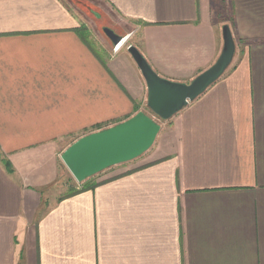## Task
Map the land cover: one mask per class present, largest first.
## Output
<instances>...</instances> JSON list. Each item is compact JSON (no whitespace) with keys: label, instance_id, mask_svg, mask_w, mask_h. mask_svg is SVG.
Returning <instances> with one entry per match:
<instances>
[{"label":"crops","instance_id":"obj_1","mask_svg":"<svg viewBox=\"0 0 264 264\" xmlns=\"http://www.w3.org/2000/svg\"><path fill=\"white\" fill-rule=\"evenodd\" d=\"M100 1L165 80L212 67L224 26L232 64L163 143L64 194L63 154L144 112L147 85L61 0H0V264H264V0Z\"/></svg>","mask_w":264,"mask_h":264},{"label":"water","instance_id":"obj_2","mask_svg":"<svg viewBox=\"0 0 264 264\" xmlns=\"http://www.w3.org/2000/svg\"><path fill=\"white\" fill-rule=\"evenodd\" d=\"M85 8L98 22L110 45L115 50L122 47L129 35L122 34L100 11L86 5ZM222 35L224 45L218 60L190 84L161 78L136 47L128 48L146 82L147 107L155 116L164 121L172 119L224 75L232 64L236 44L229 26H224ZM160 130V125L144 112H139L119 125L81 138L68 148L62 160L75 180L82 183L110 168L142 157L153 147Z\"/></svg>","mask_w":264,"mask_h":264},{"label":"rangeland","instance_id":"obj_3","mask_svg":"<svg viewBox=\"0 0 264 264\" xmlns=\"http://www.w3.org/2000/svg\"><path fill=\"white\" fill-rule=\"evenodd\" d=\"M61 1L74 15L78 17L80 21V26L82 28L81 30H83V34L85 35L86 40L89 46L92 49H94L96 53L102 55L103 57H109L110 55L116 54L117 52H120L123 54H127V53L129 54L128 48L130 46H134V44L136 43V39L135 38L128 39L122 45V47H120V49L115 50L110 45L109 41L105 38V36L102 34L98 22L92 17L89 11L85 8V5H86V6H89L91 8H94L100 11L104 15V17L108 20V22L112 24L113 26H115L116 28H118L122 34L129 35L128 33L131 30V27L133 26L130 24L122 23L118 16L114 15V13L109 11V9L104 6L103 2H101L100 0H61ZM144 113L147 116H149L155 123L160 125L161 127L160 133L157 136L154 145H157L160 142L163 143L171 133V130L173 127L172 120L171 119L167 121L161 120L160 118L155 116L148 107H145ZM116 125H119V124H113V123L107 124V125H104L98 128L99 130L91 129L85 132L86 134L85 133L84 134L85 136H88L90 134L97 133V131L101 132L111 127H114ZM81 138L83 137H80L78 140H80ZM68 174H69V177L68 176L64 177L60 185V187H62L60 191L63 192L64 194L65 193L69 194V193L76 192L78 190H82L84 186H86L85 184L89 182L87 181L89 179H87L86 181L79 183L75 180V178L73 177L71 173H68Z\"/></svg>","mask_w":264,"mask_h":264},{"label":"trees","instance_id":"obj_4","mask_svg":"<svg viewBox=\"0 0 264 264\" xmlns=\"http://www.w3.org/2000/svg\"><path fill=\"white\" fill-rule=\"evenodd\" d=\"M82 28L80 27L79 29H78V34L80 35V37L86 42V43H88L87 42V40H86V37H85V35L83 34V30H81ZM2 162L4 163V165H5V167H6V169H7V171L9 172V173H12L13 172V167H12V165H11V163L7 160V159H5V158H3L2 157ZM88 183H90V184H88ZM92 182H87V184H85L86 186H84V188H83V190H87V189H89L90 187H92Z\"/></svg>","mask_w":264,"mask_h":264},{"label":"bare ground","instance_id":"obj_5","mask_svg":"<svg viewBox=\"0 0 264 264\" xmlns=\"http://www.w3.org/2000/svg\"><path fill=\"white\" fill-rule=\"evenodd\" d=\"M120 49V48H119Z\"/></svg>","mask_w":264,"mask_h":264}]
</instances>
